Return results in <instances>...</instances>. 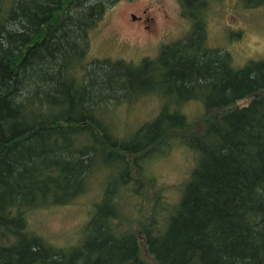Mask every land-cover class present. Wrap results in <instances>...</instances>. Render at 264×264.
I'll list each match as a JSON object with an SVG mask.
<instances>
[{"label":"trees","instance_id":"trees-1","mask_svg":"<svg viewBox=\"0 0 264 264\" xmlns=\"http://www.w3.org/2000/svg\"><path fill=\"white\" fill-rule=\"evenodd\" d=\"M119 1L0 0V264H264V58L235 67L206 45L216 0H179L191 29L157 57L90 59L89 34ZM164 84L165 97L182 99L116 136L108 110ZM188 101L223 113L200 135L180 137L196 164L169 200L142 163L158 147L148 148L164 138L167 153V134L188 127ZM102 165L115 176L72 245L30 228L35 210L86 195Z\"/></svg>","mask_w":264,"mask_h":264},{"label":"rangeland","instance_id":"rangeland-1","mask_svg":"<svg viewBox=\"0 0 264 264\" xmlns=\"http://www.w3.org/2000/svg\"><path fill=\"white\" fill-rule=\"evenodd\" d=\"M206 16V45L229 54L235 67H242L249 61L264 58V5L246 7L244 0H216L209 4ZM191 21L183 16L179 0H122L110 7L89 34L88 57L90 59L123 60L134 65L143 59L158 56L162 45L184 38L191 29ZM167 85H162L157 95L149 94L136 103L112 106L106 115L116 136L128 138L143 123L154 118L161 108L181 97H165ZM179 96V95H176ZM187 96V94H184ZM251 98L238 101L241 107ZM189 125L185 129L167 134L170 149L166 153L160 144L148 148L151 156L143 161L144 174L155 176L163 186L169 200L180 195V186L190 176L196 164L195 154L180 145L181 136L200 135L206 126L216 120L223 111H206L200 101H188L182 106ZM166 137V138H167ZM160 145V146H159ZM162 153V154H161ZM144 153L135 155L143 158ZM132 166L133 156L126 157ZM100 177L89 182L87 194L68 206H56L47 210H35L28 215L29 226L56 245H72L76 230L86 223L88 211L105 183L115 176V171L101 166ZM137 174L136 170H132ZM148 187L143 189L145 202ZM143 194V195H144ZM126 199V207L134 199ZM144 257L147 256L144 254Z\"/></svg>","mask_w":264,"mask_h":264}]
</instances>
